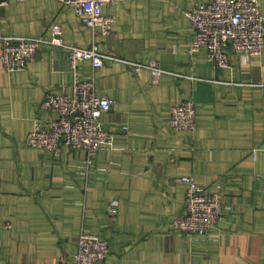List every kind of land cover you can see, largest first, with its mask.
Masks as SVG:
<instances>
[{
  "label": "crops",
  "instance_id": "crops-1",
  "mask_svg": "<svg viewBox=\"0 0 264 264\" xmlns=\"http://www.w3.org/2000/svg\"><path fill=\"white\" fill-rule=\"evenodd\" d=\"M208 1L104 5L114 18L108 36L60 0H10L0 9L5 35L49 37L57 23L65 44L97 43L107 55L99 69L81 61L77 75L51 45L26 69L10 72L0 61V264H76L82 232L108 239L110 254L98 264H264V53H232L218 68L206 49L190 52L186 10ZM126 61H156L164 72L134 74ZM77 78L114 101L103 116L114 149L90 158L29 147L35 124L59 117L42 109L46 95H71ZM187 99L198 108L196 130L175 131L171 108ZM184 176L223 195V216L204 235L172 230L185 214Z\"/></svg>",
  "mask_w": 264,
  "mask_h": 264
},
{
  "label": "built area",
  "instance_id": "built-area-1",
  "mask_svg": "<svg viewBox=\"0 0 264 264\" xmlns=\"http://www.w3.org/2000/svg\"><path fill=\"white\" fill-rule=\"evenodd\" d=\"M10 0H0V9ZM74 9L81 23L96 35L108 36L113 32L114 18L103 13L104 5L127 0H60ZM186 14L193 28L190 52L207 50V58L216 67L230 66V55L246 54L250 57L264 53V14L259 0H209L189 10ZM49 37H22L5 35L0 31L2 53L0 61L7 71L26 69L36 59L38 53L47 46L64 49L73 72L77 75L79 63L89 60L97 69L107 57L97 43L87 48L65 44L64 31L60 24L49 26ZM128 63L134 74L148 68L156 79L164 72L159 62L150 64ZM73 93L49 92L42 102V109L55 112L59 117L48 122L38 121L29 132L26 144L60 156L63 148L85 150L94 158L105 147L114 149L116 134L103 122L114 101L98 94L95 81L76 79ZM198 108L192 99L175 104L171 108L169 126L175 131H195ZM127 130L126 125L122 126ZM257 154L255 150L254 155ZM180 180L186 187L185 214L175 217L172 230L178 233L206 234L223 216V195L212 193L198 184L191 176ZM116 214L117 207H111ZM76 264H98L109 256L110 243L99 234L82 232L78 240Z\"/></svg>",
  "mask_w": 264,
  "mask_h": 264
}]
</instances>
